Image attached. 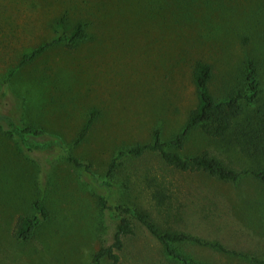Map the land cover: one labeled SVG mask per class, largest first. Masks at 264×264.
Instances as JSON below:
<instances>
[{
	"label": "rangeland",
	"instance_id": "1",
	"mask_svg": "<svg viewBox=\"0 0 264 264\" xmlns=\"http://www.w3.org/2000/svg\"><path fill=\"white\" fill-rule=\"evenodd\" d=\"M80 23L88 40L73 50L50 48L19 69L4 95L7 78L27 56ZM263 37L264 0H0V114L43 127L61 141L54 150L28 153L0 130V264H90L93 252L113 244L116 233V222L100 211L99 196L112 206L147 210L164 229L262 257L264 185L258 181L235 186L181 173L158 153L126 159L112 179L107 172L120 149L151 143L155 129L165 140L182 130L198 105V61L213 66L211 88L220 99L240 81L247 59L256 60L263 94L246 108L254 115L264 106ZM93 110L98 118L76 146ZM205 149L241 170L253 166L240 151L200 131L180 153ZM68 154L91 165L92 175ZM158 190L170 194L168 209L157 206ZM40 197L49 219L32 241L21 242L17 219L36 215ZM129 218L135 234L124 240L121 264H174L161 243ZM180 248L202 263L253 264L211 247Z\"/></svg>",
	"mask_w": 264,
	"mask_h": 264
},
{
	"label": "trees",
	"instance_id": "2",
	"mask_svg": "<svg viewBox=\"0 0 264 264\" xmlns=\"http://www.w3.org/2000/svg\"><path fill=\"white\" fill-rule=\"evenodd\" d=\"M86 26L78 24L72 31H60L57 38L36 49L27 56L20 66L10 74L5 82V93H8L9 83L19 69L52 47L63 45L73 50L82 42L88 40ZM264 40V37H263ZM214 77V68L211 64L198 61L193 70V79L198 96V105L189 111L186 123L182 130L171 140H165L161 128L153 133L151 143L120 149L109 165L107 176L112 179L122 163L128 158H142L148 153H158L164 164L181 173L206 174L211 178L235 186L246 179H254L264 185V106L258 108L254 115L248 116L246 108L254 107L262 98L263 88L258 70L257 61L248 58L240 81L234 87L226 88L223 98H216L211 88ZM23 105V103H22ZM24 107V105H23ZM98 118V111L93 110L81 129L75 145H81L88 137L91 128ZM7 122L5 129L3 122ZM0 130L11 140L17 142L28 153L34 151H51L61 145L58 138H49L43 127L35 124H20L9 115L0 114ZM200 131L207 139L222 143L228 150L240 151L249 158L253 166L242 170L225 163L215 156L211 150L205 149L195 155L184 156L180 153L187 141L196 132ZM68 160L78 169L92 175L89 165L80 159L67 155ZM111 181L105 185L111 186ZM159 208H169L171 196L166 191L158 190L153 194ZM100 211L116 222V233L111 245L101 244L93 252L90 264H121L120 252L125 247V238L133 236L135 230L129 216L144 226L147 231L163 246L164 255L174 264H207L189 257L180 246L195 244L202 247H211L226 254L243 258L253 264H264L262 257L250 256L243 253L227 250L220 243L203 241L186 232L162 228L151 214L140 208H129L123 205H110L104 196L98 197ZM36 215L19 216L15 225V236L21 242H30L38 230L49 219V210L45 206L43 197L34 202Z\"/></svg>",
	"mask_w": 264,
	"mask_h": 264
}]
</instances>
